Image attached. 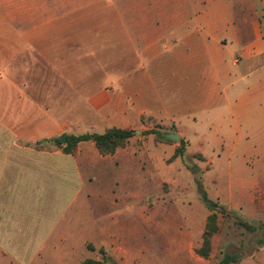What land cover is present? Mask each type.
Wrapping results in <instances>:
<instances>
[{
  "label": "crops",
  "instance_id": "0c3cea01",
  "mask_svg": "<svg viewBox=\"0 0 264 264\" xmlns=\"http://www.w3.org/2000/svg\"><path fill=\"white\" fill-rule=\"evenodd\" d=\"M1 1L16 15L20 10L27 16L98 18L90 31L108 36L98 42L93 62L106 85L87 96L88 130L80 134H70L65 119L51 116L50 108L58 112L60 106L35 101L28 83L22 87L11 66L0 64V264H45L54 258L81 264L91 256L87 246L111 264H126L114 217L119 210L144 209L147 192L140 179L144 186L145 178L169 171L165 162L179 146L158 140L153 130L138 135L153 122L178 129L160 134L187 142L183 154L201 157L205 176H217L225 156L221 175L228 182L215 198L205 192L207 198L247 224H264V156L231 161L241 126L264 127V0H0V11ZM110 129L134 136L108 156L92 142L79 143L72 154L63 153L65 145L44 142ZM191 138L200 148L189 153ZM123 166L129 171L124 181L137 179L135 190L114 177ZM85 170L91 184L95 178L109 182L85 187ZM158 189L155 208L185 192L177 184ZM92 208L103 211L83 219V210L88 214ZM206 211L196 237L187 238L188 253L201 246ZM75 248L89 254L64 263ZM263 252L264 244L236 264H264Z\"/></svg>",
  "mask_w": 264,
  "mask_h": 264
},
{
  "label": "rangeland",
  "instance_id": "374dc122",
  "mask_svg": "<svg viewBox=\"0 0 264 264\" xmlns=\"http://www.w3.org/2000/svg\"><path fill=\"white\" fill-rule=\"evenodd\" d=\"M1 4L0 64L11 66L12 72L17 73L19 84L22 87H26L24 82L28 83V88L31 87L34 90L35 101L45 103L49 100L47 104L50 107L55 106L57 108L60 106L58 112L50 108L51 116L59 117L60 120L65 119L66 130L70 134H80L88 130L85 123L88 122L90 114L84 109L87 96L94 90L104 88L106 85L105 82L99 80L101 76L99 66L97 67V64L93 63L97 60L95 53L98 42L108 36L106 33L90 31L100 23L99 19L27 16L22 14L23 11L20 10L18 11L19 15H16L15 11L10 9L9 2L1 1ZM91 52L94 53L93 56ZM26 74H28V80L25 81L23 77ZM42 91H49L48 97L45 93L42 97ZM59 92L62 95H59ZM150 130L158 133L165 131L177 133L178 131L172 125L165 126L160 122H153L148 124L146 129H138V135L147 136V132ZM239 132V144L231 161L243 157L250 163L256 156H264V127L248 128L241 126ZM157 139L163 141L158 137ZM167 143L179 144V142L172 141ZM189 143V153L200 148L195 138H191ZM187 145L185 142L184 151ZM179 147L180 145L177 148ZM203 149L205 151V144ZM227 149L228 147L224 146V151ZM217 150L221 153L220 147H217ZM180 160L174 163L173 158L168 159L165 165H169L170 170H163L159 177L145 178L144 186L140 179V188L144 187L147 192V200L143 210L137 207L119 210L114 217L116 224L113 225L114 228L112 229L122 237L120 243L127 252L124 263L218 264L224 253L235 254L241 259L249 255L254 249L261 247V242L264 244V224L249 223L248 225L253 228L252 231H249L243 227L242 223L245 222L239 215L224 210L217 214L219 229L214 239L215 247L210 257L204 260L195 253H188L186 249L187 238L188 236L196 237L197 230L201 228L205 213H207L201 201V193L196 189V183L201 184L203 193L206 192L209 198H215L221 187L228 182V179L221 175L226 173L225 156L220 161L223 170L215 165V171L221 170L217 176H214L217 172L205 176V164L199 156L194 158L183 154ZM197 164L202 166V171L198 169ZM184 168L194 170L195 175L192 176L188 170L183 172ZM84 173L85 187L109 182V179L104 177L95 178L91 184L88 182L87 171L85 170ZM125 173H129L128 166H123V171H116L114 177L118 179L120 186L128 187L131 185V188L135 190L138 186L137 179L134 178L133 183H131L130 178L124 181ZM172 184L183 186L185 192L178 193L175 201H166L162 208L152 206L155 198L160 197L158 188L167 190ZM102 211V209L92 208L88 210L87 214L83 210L82 218L101 215ZM102 218L104 219V216H99V219ZM259 241L261 242L259 243ZM175 245H180L179 249ZM70 253H72L71 258L65 257L64 259L63 257L64 263L68 262L69 259L70 261L80 260L89 253L91 256H87L86 259L102 258L99 252H89L85 255L78 248L70 251ZM259 258L264 259V252ZM61 263L54 258L45 264Z\"/></svg>",
  "mask_w": 264,
  "mask_h": 264
},
{
  "label": "trees",
  "instance_id": "16d2710c",
  "mask_svg": "<svg viewBox=\"0 0 264 264\" xmlns=\"http://www.w3.org/2000/svg\"><path fill=\"white\" fill-rule=\"evenodd\" d=\"M134 136V132L130 130L121 129H110L103 134H83L79 136H66L65 141L61 142L60 139H54L49 141H44L46 143H55L56 145H65L62 149L63 153L72 154L75 152L77 145L81 142H92L96 150L102 156L113 155L118 148H122L126 145L129 138ZM156 136L165 142H169L164 135L156 133ZM180 147L176 148L173 158L183 157V146L184 144L180 141ZM39 147V146H38ZM41 148H43L41 146ZM189 171L195 175V171L189 169ZM196 181V180H195ZM197 189L201 193V201L203 202L206 209L209 211V216L206 220V225L204 232L201 236V246L195 251V254L200 258L207 260L211 252V238L214 234L218 232L217 225V214L224 211L223 208L219 207L217 203L210 201L207 195L203 193L202 186L199 182L196 183ZM243 227L249 231H252V226L242 223ZM261 241H259L260 243ZM263 243L261 242L260 245ZM87 249L91 252L94 249L87 246ZM101 253V252H100ZM239 258L236 255L224 253L219 260L218 264H236ZM81 264H109L105 259L95 260V259H84Z\"/></svg>",
  "mask_w": 264,
  "mask_h": 264
},
{
  "label": "water",
  "instance_id": "95a60500",
  "mask_svg": "<svg viewBox=\"0 0 264 264\" xmlns=\"http://www.w3.org/2000/svg\"><path fill=\"white\" fill-rule=\"evenodd\" d=\"M165 138H167L168 140L172 141V142H178L179 141V136L177 134H166L164 135ZM66 136L63 134L60 137V141L64 142L65 141Z\"/></svg>",
  "mask_w": 264,
  "mask_h": 264
}]
</instances>
